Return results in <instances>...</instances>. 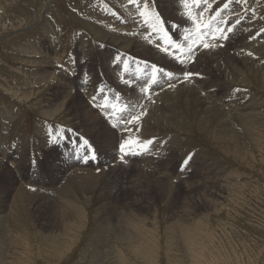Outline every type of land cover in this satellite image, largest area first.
Listing matches in <instances>:
<instances>
[{
    "label": "rangeland",
    "instance_id": "1",
    "mask_svg": "<svg viewBox=\"0 0 264 264\" xmlns=\"http://www.w3.org/2000/svg\"><path fill=\"white\" fill-rule=\"evenodd\" d=\"M149 2L163 31L128 0H0V264H264V0H210L204 39L217 26L233 31L191 58L192 0ZM153 76L148 99L141 87ZM113 105L125 116L146 109L139 132L112 126L123 127ZM129 139L125 151L140 155L120 152ZM148 139L145 152L137 142ZM89 149L98 160L85 164ZM59 194L85 217L76 244L56 254L45 241L59 233ZM126 221H141L140 244L115 237Z\"/></svg>",
    "mask_w": 264,
    "mask_h": 264
},
{
    "label": "snow or ice",
    "instance_id": "2",
    "mask_svg": "<svg viewBox=\"0 0 264 264\" xmlns=\"http://www.w3.org/2000/svg\"><path fill=\"white\" fill-rule=\"evenodd\" d=\"M229 2H231V0H229ZM237 2H239V0H237ZM129 4H134L136 5V12L138 13L139 17L141 18V20L143 21V23L145 25H151V27L154 30H158V31H163V25L166 23V21H164L162 19L161 14L155 10L154 6L149 2V0H128ZM192 4L194 7H196L198 9L197 12V20L196 21H192L193 23L197 24V27H203L205 29L210 28V25H206L203 24L202 22V17L205 11L208 10V7H210V0H192ZM203 5V6H202ZM229 7V3H224L223 4V9H227ZM223 9H219L216 11V16H220V12ZM216 16L210 17V19H215ZM191 19V17L189 16V20ZM187 22V21H185ZM222 22L226 23V21ZM236 23H239V20L236 21ZM179 28V24L177 25H173L172 28L169 29V31H177ZM225 31L227 32H232L233 28L229 27L226 30L219 28V26H217L216 29L211 30V32H209L208 34L211 35L213 37L212 41H202L201 44L197 45V47L194 49L190 44L188 45L187 48V52L186 55L191 58L193 53L195 51H198L201 47L208 49V50H212L216 47H223L224 45L219 43V41L221 40H227L229 39V37L227 35H225ZM261 31H264V29H262ZM219 33V35H216V33ZM259 34V33H258ZM200 35L203 36L205 35V33L203 31L200 32ZM145 39H148V37H145ZM193 43H195V41H193ZM169 47H173V45H169ZM181 47H183V45H181ZM161 51H167L166 48H161ZM176 51H179V49H176ZM249 55H252L251 53H248ZM117 61H119L121 58L120 57H116ZM181 63H183V61H181ZM160 71L158 69L155 68V66L153 67V72H157ZM165 76L168 77L169 80H171L172 78V73H164ZM193 74L189 73V72H185L184 73V80L187 81ZM129 87H131V82H127ZM157 83L155 76H153L152 78H150L148 81H146L144 83V85H142L141 87V92L145 94V97L150 99V91H154V85ZM174 85L169 84V87H173ZM102 91V90H101ZM238 91V90H237ZM107 99V98H105ZM117 101H119L120 97L117 96L116 97ZM93 100H95V97H93ZM97 107H100L102 109V111L104 112H109V106L107 103L103 104V105H97ZM114 110H117L119 112H121V122L123 124V127H121L120 124H113L112 126L114 128H120V130L122 132L126 131V132H139V128L136 127V124L141 120L142 116L146 113V109H144V107L141 105V111L139 113H133L131 111H128L127 115H123L125 109L124 108H119L117 109L115 105L112 106ZM109 118H111V113L109 112ZM131 125V127H129ZM86 143V141L84 142ZM132 143H134V141L132 140H124L121 144H120V152L124 155L127 156L129 154L131 155H140L141 153L139 151L136 152H126L125 148L126 146H130ZM140 145H142L143 149L145 152L148 151V146H150L151 144H153V140L148 139V140H144V141H140L137 142ZM77 159L79 160L80 157L78 156ZM92 161H97L98 160V156L92 152L90 149L88 150V152L85 154V156L82 159V162L87 164L89 163V160ZM192 159L191 155H189L187 158L184 159L183 164H184V168L181 169V171L185 170V168L189 165V161Z\"/></svg>",
    "mask_w": 264,
    "mask_h": 264
},
{
    "label": "bare ground",
    "instance_id": "3",
    "mask_svg": "<svg viewBox=\"0 0 264 264\" xmlns=\"http://www.w3.org/2000/svg\"><path fill=\"white\" fill-rule=\"evenodd\" d=\"M165 1V0H164ZM180 1V0H179ZM217 1V0H216ZM173 2V1H172ZM166 3V2H165ZM176 3H178V2H176ZM160 4V3H159ZM162 4V3H161ZM174 4V3H173ZM211 4V3H210ZM172 5V4H171ZM167 6V5H166ZM175 6V5H174ZM173 6V7H174ZM179 6V5H178ZM170 7V6H169ZM166 8V7H165ZM136 9V8H135ZM170 9V8H169ZM163 10V9H162ZM164 11V10H163ZM174 11V10H173ZM165 12V11H164ZM166 12H167V10H166ZM171 12V11H170ZM169 12V13H170ZM178 12V11H177ZM195 12V11H194ZM173 14V13H172ZM178 14V13H177ZM188 14V13H187ZM174 16V15H173ZM175 16H177V15H175ZM174 16V17H175ZM197 17V16H196ZM177 18V17H176ZM181 20H182V18H180ZM179 19V20H180ZM161 34V33H160ZM141 38V37H140ZM132 39H134V38H132ZM138 40H139V42H138ZM138 40H136L137 42H138V44H140V42H142V41H140V39H138ZM132 41V40H131ZM115 43V42H114ZM131 43V42H130ZM133 43V42H132ZM152 43V42H151ZM116 44H117V42H116ZM137 44V45H138ZM142 44V43H141ZM110 45V44H109ZM111 45H112V43H111ZM118 45V44H117ZM125 45V44H124ZM136 45V43L134 44V47H136L135 46ZM128 46V45H127ZM132 46V45H131ZM143 46H145V47H148L144 42H143V44L141 45V47H143ZM111 47V46H110ZM134 47H132L133 49H134ZM156 47V46H155ZM115 48V47H114ZM117 48V47H116ZM119 48H123V47H120L119 46ZM131 48V47H130ZM137 48V47H136ZM136 48H135V50H136ZM139 48H140V46H139ZM144 48V47H143ZM138 49V48H137ZM112 50V49H111ZM131 50V49H130ZM140 50V49H139ZM143 50V49H142ZM148 50H150V49H148ZM137 51V50H136ZM135 51V52H136ZM152 51V50H151ZM134 52V51H133ZM140 53V52H139ZM141 53H142V51H141ZM145 53V52H144ZM152 53V52H151ZM161 53V52H160ZM136 54H137V52H136ZM133 55V54H132ZM135 55V54H134ZM152 55L154 56L153 58H154V60L153 61H155V58H160L159 56L161 55V54H158L157 52H156V50L155 51H153V53H152ZM142 56H144V54L142 53ZM145 56H146V54H145ZM144 56V57H145ZM134 57H136V55L134 56ZM148 59V58H147ZM164 59V58H163ZM159 61H160V59H159ZM169 61V60H168ZM172 62V61H171ZM197 64H199V61L197 62ZM196 63H194L191 67H188V66H184V67H186V68H189L191 71L195 68V65H197ZM164 66H165V64H164ZM184 67H179V70L180 69H183ZM108 68V67H107ZM102 70V69H101ZM100 70V71H101ZM104 70V69H103ZM106 71V70H105ZM112 73V72H111ZM105 77H107V76H105ZM113 78V77H112ZM111 78V79H112ZM108 79V78H107ZM179 79V78H178ZM87 80V79H86ZM113 80V79H112ZM94 81V80H93ZM178 81V80H177ZM181 84V83H180ZM179 84V85H180ZM114 86V85H113ZM181 86H182V84H181ZM154 96V95H153ZM206 96V95H205ZM152 97V96H151ZM143 100V99H142ZM248 107V106H247ZM230 117V116H229ZM0 165H1V163H0ZM4 166V165H3ZM2 166V167H3ZM141 168V167H140ZM2 169V168H1ZM4 169V168H3ZM145 169V168H144ZM143 170V169H142ZM1 171V170H0ZM138 171H140L139 169H138ZM144 171V170H143ZM143 173H145V172H143ZM151 173V172H150ZM138 175V174H137ZM141 175V174H140ZM144 175V174H143ZM77 176H79V175H77ZM85 176V175H84ZM80 177V176H79ZM81 177H83V176H81ZM86 177V176H85ZM84 177V178H85ZM140 177H142V176H140ZM87 178H88V175H87ZM87 178L85 179L86 181H88L87 180ZM90 176H89V180H90ZM133 178V177H132ZM78 179H81V178H78ZM94 179V178H93ZM107 179H109V177L107 178ZM140 179V178H139ZM82 180V179H81ZM92 180V179H91ZM132 180V179H131ZM94 181V180H93ZM105 181H106V179H105ZM104 181V182H105ZM132 181H134V179L132 180ZM140 181V180H139ZM91 182V184H92V181H90ZM129 182V181H128ZM159 182V181H158ZM164 183V182H163ZM82 184H84L83 182H82ZM81 184V185H82ZM66 185V184H65ZM71 185V184H70ZM138 185H140V184H137V186ZM165 185V184H164ZM83 186V185H82ZM59 187H60V185H59ZM61 187H62V185H61ZM66 188H67V185L65 186ZM108 187V186H107ZM134 187V186H133ZM72 188H74V187H72ZM79 188V187H78ZM77 188V189H78ZM84 188V187H83ZM113 189H114V187H112ZM62 189V188H61ZM61 189L60 190H58V189H56V191L58 190V191H61ZM63 189H65V188H63ZM67 189H69V188H67ZM67 189H65L64 191H65V193H66V191H68ZM77 189H73V190H77ZM79 190V189H78ZM81 190V189H80ZM90 190V189H89ZM107 190V189H106ZM133 190V189H132ZM131 190V191H132ZM57 191V192H58ZM70 191V190H69ZM68 191V192H69ZM86 191H88V190H86ZM92 191V190H91ZM68 192H67V194H68ZM73 193L75 192V191H72ZM134 192V197L132 198L133 199V201L136 203V205L138 204L139 205V200L142 198V196L140 195L141 193H140V191H133ZM58 193H61V192H58ZM64 193V192H63ZM71 193V192H70ZM73 193L71 194V195H73ZM76 193V192H75ZM90 193V192H89ZM27 194V193H26ZM67 194H65V195H60V196H63L62 198H61V200L60 201H58V202H60V204H59V206L61 205L62 207H61V209H60V207L58 208V209H60V210H62L63 212L61 213V218H60V223H59V226H58V228H59V233H58V235H54L53 233V235L54 236H52V237H49L48 239H46V241H45V243L47 242L48 244H49V246H50V249H51V251L52 252H55L56 254L57 253H61L62 252V250L64 249H67L71 244L72 245H74V244H76L75 243V238H76V233H77V231L79 230V229H81V227H83V222H84V215L83 214H81V211L82 210H76V209H74L77 205H75V207H72V206H74V205H72V204H78V203H73V201H72V199H71V197L72 196H69V195H67ZM129 194H130V191H129ZM38 195H40V194H38ZM54 195V194H53ZM80 195V194H79ZM83 194H81V196H82ZM86 195V194H85ZM84 195V196H85ZM113 195V194H112ZM16 195H14V197H15ZM36 196V195H35ZM57 196V195H56ZM74 196V195H73ZM84 196H82V199H83V197ZM77 197V195H75V197H74V199H77L76 198ZM79 197V196H78ZM110 197V196H109ZM58 199V198H57ZM16 200V201H15ZM23 200V202H25V198H24V196H23V194H22V196H19L18 198L16 197V198H14V200H13V202L14 203H16L17 205H15L14 203V205L16 206V211H18L19 212V215H20V217H21V213H22V211H21V206L23 207V204L22 205H20V202ZM78 200V199H77ZM76 200V201H77ZM31 201V200H30ZM127 201H129V200H127ZM7 202V201H6ZM55 202V201H54ZM57 202V201H56ZM55 202V203H56ZM10 204V203H9ZM29 204V203H28ZM40 205V204H39ZM106 205V204H105ZM81 206V205H80ZM119 206V205H118ZM24 207H25V204H24ZM58 207V206H57ZM117 207V206H116ZM77 208V207H76ZM79 208V207H78ZM27 209V208H26ZM80 209V208H79ZM22 210H24V209H22ZM106 210V209H105ZM26 211V210H25ZM83 212V211H82ZM56 213V212H55ZM58 213H59V210H58ZM57 213V214H58ZM115 214H116V212H115ZM15 215V214H14ZM23 216V215H22ZM3 217V216H2ZM1 217V218H2ZM6 217V216H5ZM19 217V218H20ZM17 218V217H16ZM22 218V217H21ZM24 219H25V217H23ZM27 218V217H26ZM7 219V218H6ZM5 220V219H4ZM22 221H24L23 219H21ZM26 220V219H25ZM81 221V222H80ZM3 222V221H2ZM25 222V221H24ZM24 222H22V223H24ZM19 223V222H18ZM26 224V223H25ZM108 224V223H107ZM121 224V223H120ZM5 225V224H4ZM57 225V224H56ZM55 225V226H56ZM110 225V224H109ZM141 221H135L134 223H132V222H129V221H126V226H125V229H122V228H124V227H122L123 225H119L118 227H114L115 228V230H116V235H115V237L117 238V239H119V241H122L124 244L125 243H127V244H131V242L132 241H130L129 239L131 238V237H136L137 238V242H139V244L141 243V240H144V235H143V233H142V231H141ZM192 225V224H191ZM25 226V225H24ZM21 227V226H20ZM26 227V226H25ZM108 227V226H107ZM186 227V226H185ZM191 227V226H190ZM195 228V227H194ZM119 229V230H118ZM173 229V228H172ZM176 229V228H175ZM25 230V229H24ZM143 230V229H142ZM185 230V229H184ZM184 230L183 229H181V228H177L176 230H175V234L173 235V232H172V234L170 233V235H173L175 238H179V239H183V233H186V232H184ZM22 231V230H21ZM51 231V230H50ZM80 231V230H79ZM1 232V231H0ZM25 232H26V230H25ZM193 233V232H192ZM52 234H50V235H52ZM186 235V234H185ZM184 235V236H185ZM22 236H23V234H22ZM21 236V237H22ZM44 237V236H43ZM46 237V236H45ZM173 237V238H174ZM187 238V237H186ZM106 240V239H105ZM41 241V240H40ZM42 241H44V240H42ZM118 241V240H117ZM117 242L119 245H120V242ZM184 241V240H183ZM25 242V241H24ZM182 242V241H181ZM23 243V242H22ZM40 243V242H39ZM136 244V243H135ZM114 245V244H113ZM112 245V246H113ZM136 246H138V243H137V245ZM136 246L134 245V246H132V247H130V250H128V249H123L124 251H125V255L126 254H128V255H130L131 253H134L135 251H139L138 250V248H139V246L136 248ZM120 247V246H119ZM125 247V246H124ZM41 248V247H40ZM47 248V247H46ZM71 248H73L72 246H71ZM127 248H129V246L127 247ZM42 249V248H41ZM69 249V248H68ZM48 250V249H47ZM61 251V252H60ZM72 251V250H71ZM118 252V251H117ZM117 252H115V253H117ZM45 254V253H44ZM94 254V253H93ZM121 254V253H120ZM96 256V255H95ZM121 256H122V254H121ZM193 256L195 257V253L193 254ZM97 257V256H96ZM104 257H107L108 258V256L106 255V254H104V256H103V258ZM125 257V256H124ZM123 257V258H124ZM115 258V257H114ZM113 258V259H114ZM118 258V257H117ZM79 259V258H78ZM121 259V258H120ZM120 259H118V260H120ZM56 260V259H55ZM108 260H110V259H108ZM122 260V259H121ZM127 260V259H126ZM193 260V259H192ZM48 262V261H47ZM94 262V261H93ZM121 262V261H120ZM119 262V263H120ZM102 263V262H101ZM111 263V262H110ZM118 263V262H117ZM121 264H122V262H121ZM191 264H197V263H191Z\"/></svg>",
    "mask_w": 264,
    "mask_h": 264
}]
</instances>
